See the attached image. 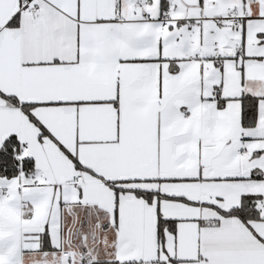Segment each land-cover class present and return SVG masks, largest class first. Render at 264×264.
<instances>
[{
    "label": "snow or ice",
    "instance_id": "obj_1",
    "mask_svg": "<svg viewBox=\"0 0 264 264\" xmlns=\"http://www.w3.org/2000/svg\"><path fill=\"white\" fill-rule=\"evenodd\" d=\"M0 264H264V0H0Z\"/></svg>",
    "mask_w": 264,
    "mask_h": 264
}]
</instances>
